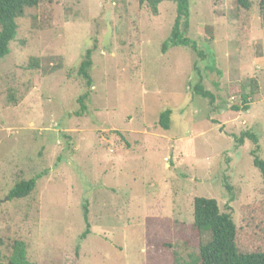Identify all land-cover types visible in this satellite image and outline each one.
<instances>
[{
    "label": "rangeland",
    "instance_id": "obj_1",
    "mask_svg": "<svg viewBox=\"0 0 264 264\" xmlns=\"http://www.w3.org/2000/svg\"><path fill=\"white\" fill-rule=\"evenodd\" d=\"M248 1L190 0L183 32L202 58L162 53L170 2L155 14L137 0H39L24 11L0 60V264L14 241L33 264H188L209 240L190 228L197 197L236 225L244 209H262L263 232L252 218L244 234L259 235L248 251H264V185L254 145L237 142L256 136L264 161V0ZM244 95L249 110L234 111ZM33 178L27 197L9 200Z\"/></svg>",
    "mask_w": 264,
    "mask_h": 264
},
{
    "label": "trees",
    "instance_id": "obj_2",
    "mask_svg": "<svg viewBox=\"0 0 264 264\" xmlns=\"http://www.w3.org/2000/svg\"><path fill=\"white\" fill-rule=\"evenodd\" d=\"M137 2L140 5L146 4L154 14L160 3L170 2L175 5V19L169 37L162 44V53H165L170 47H188L197 57H203L196 43L186 38L183 32V29H187L189 26L190 0H137ZM236 2L245 10L250 7L248 0H236ZM38 3L39 0H0V60L9 54V45L16 40L18 30L16 20L23 16L26 9L35 8ZM92 54V50H86L77 69V75L85 82L88 89L79 99L81 111H84L82 102L87 99L92 86L90 77ZM193 91L200 98L208 99L210 104L213 103V96L205 91L200 84H196ZM242 104V107L235 105L233 110L236 112L248 111V96H243ZM170 114L171 112L166 110L160 115L159 126L165 131L170 126ZM245 140H249L254 145V149L250 152L252 166L258 171L264 185V161L258 156L260 152L258 139L253 134L244 133L237 139V142L239 145H243ZM36 181L37 178L17 182L8 193L9 200L27 197L34 190ZM192 211L191 231L197 232L200 236L207 233L209 240L199 242L198 253L188 264H264V251H248L246 247V241L250 240V237L253 239L259 235H255V231L252 234H244L252 218L255 221L252 226H258L256 231L260 233L259 221L262 219V209L255 207L244 209L241 212L238 225L234 224L229 212L221 213L219 211L216 201L213 199L194 198ZM88 234L89 227L81 235V239L83 240ZM6 264H33L26 259L24 243L14 241L11 244V254Z\"/></svg>",
    "mask_w": 264,
    "mask_h": 264
}]
</instances>
